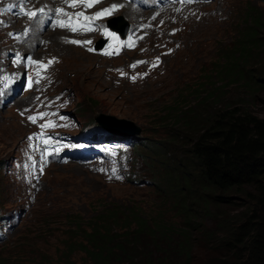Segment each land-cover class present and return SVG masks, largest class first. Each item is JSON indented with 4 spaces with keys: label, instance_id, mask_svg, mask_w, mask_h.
Listing matches in <instances>:
<instances>
[{
    "label": "rangeland",
    "instance_id": "1",
    "mask_svg": "<svg viewBox=\"0 0 264 264\" xmlns=\"http://www.w3.org/2000/svg\"><path fill=\"white\" fill-rule=\"evenodd\" d=\"M0 1L2 9L7 0ZM113 2L120 3L119 0L109 3ZM44 3L59 5V1L51 0H39L36 5ZM130 6L125 5L115 13L114 19L130 24L138 42L145 38L134 51L124 52L115 59L90 54L84 46L66 42L71 37L56 27L46 28L42 33L36 32L39 26L34 31L23 32L22 35L33 33L25 41L29 48L18 44L19 50L32 55L39 63L47 64L50 58L56 62L49 72L38 73L39 90L12 99L7 104L9 108H4L5 104L0 100L3 106L0 108V127L10 125L9 129L5 126L0 131V264H64L63 258L69 254L75 264L85 263L84 253L70 245L71 241H81V238H67L73 228L71 218L79 217L85 226L105 210V205L122 210L140 209L151 221L159 219L187 236L188 255L179 258L172 254L163 261L165 263L173 260L179 264H222V261L233 259L232 253L218 246L222 237L216 229L219 213L192 211L196 218L187 226V219L173 209L169 197L157 190L156 177L161 178L164 166H168L154 152L164 150L170 166L184 159V151L193 135L186 134L184 139L174 137L184 130L175 120L169 119L173 118L174 111L186 110L184 107L199 105L201 108L203 100V105L210 108H241L264 119L263 43L249 49L248 57L241 64L240 78L230 81L217 73L224 64L220 58L238 56L240 35L248 27L245 8L256 9L264 23V2L213 0L190 9L188 17H179L177 24H174L175 18H170L164 34L161 31L164 19L152 20L157 12L132 9L134 12L128 13ZM101 7L105 9L104 4ZM61 17L58 15L57 19ZM6 26L1 25L0 30V64L8 61V66H0V71L9 77L13 69L9 51L13 50L11 43L16 45L13 42L16 37L8 38V33L18 32L23 25L17 20L13 28ZM256 32L260 42H264V29ZM89 35L73 40H91L94 44L100 38L98 34ZM154 57L162 59L158 68L147 64ZM141 60L146 62L138 66L136 62ZM133 64L136 67H131ZM130 75L136 79H131ZM50 79V96L68 95L71 102L68 112L83 126L97 127L101 123L111 129L107 132L112 137L132 136L136 140L138 146L134 149L130 177L138 179V184L126 183L124 176L117 179L111 175L108 181L76 164L51 165L37 184L34 183L33 189L26 180L19 184L16 175L9 173L11 163L25 153L26 135L34 131L24 118L26 109L30 108L34 97L41 94V89L51 84ZM214 88H220V91L210 96ZM154 89L161 90L154 94ZM122 121L133 123L140 133L126 134L125 130L135 132V129L123 125ZM123 147L120 160L127 151L126 146ZM243 209V205L237 203L224 206L222 211L224 216L231 217ZM175 238L177 236H173ZM181 240L178 238L177 242ZM151 258L155 260L153 256Z\"/></svg>",
    "mask_w": 264,
    "mask_h": 264
},
{
    "label": "trees",
    "instance_id": "2",
    "mask_svg": "<svg viewBox=\"0 0 264 264\" xmlns=\"http://www.w3.org/2000/svg\"><path fill=\"white\" fill-rule=\"evenodd\" d=\"M245 11L248 27L240 35L238 56L220 58L224 64L217 71L230 81L241 77V64L249 49L264 44L256 36L257 30L264 29L260 15L249 6ZM220 88H214L210 96ZM204 101L201 108L184 107L186 110L174 111L169 119L184 130L172 133L174 137L184 139L192 134L193 138L184 159L171 166L164 150L154 152L168 166H164L161 178L156 177L157 190L169 197L173 209L187 219V226L196 218L192 211L219 213L216 229L222 237L218 246L233 258L222 264H264V119L241 108H210L203 105ZM137 146H133V155ZM130 175L126 183L138 184V179ZM237 203L244 209L224 216L223 207ZM105 206L103 212L86 222V227L79 217L71 218L73 228L67 238H81L70 245L84 253L83 264H179L163 261L172 254L179 258L188 255V237L172 226L159 219L151 221L137 208ZM178 238L182 240L177 242ZM63 259L64 264H75L71 254Z\"/></svg>",
    "mask_w": 264,
    "mask_h": 264
},
{
    "label": "snow or ice",
    "instance_id": "3",
    "mask_svg": "<svg viewBox=\"0 0 264 264\" xmlns=\"http://www.w3.org/2000/svg\"><path fill=\"white\" fill-rule=\"evenodd\" d=\"M63 2L68 7H76L77 6V3H83V5L85 7L90 8L95 3H98L99 0H63ZM187 2H192V0H187ZM119 7H120V5L113 4L109 8L102 9L101 11L96 12L94 15H92L90 17L89 16H85L84 13H82V12L75 13L74 14L75 20L73 19V14H68V13L64 12V9L63 8H59L58 7V8L55 9V13L57 15H66L68 17V19L66 21H58L57 22V26H59V27H69L72 32H77V31H79L81 29H84V30H87V31H91L92 28H91L90 25H91V22L92 21H94V20H96L98 18H101V17H103V16L111 13L113 10L118 9ZM44 10L45 9L42 7L40 9H38V10L25 11L24 14L27 15L29 17V19H32V18H35L38 15V13H42ZM22 11H23V9H22ZM80 19H83V20L87 21L88 24L87 25L80 24L79 23V20ZM25 32H27V29H25ZM106 34L107 35H112V33H108V32H106ZM9 35H11V33ZM140 38L142 39L143 37H140ZM113 39H115L114 36H113ZM66 42L72 43V44H78V45H83L85 43H91V41H79V40H68ZM89 51H92V49H89ZM28 59L31 60L30 57ZM54 62H56V61L53 58V60H50L48 63L50 65L51 63H54ZM33 63H39V62H35L34 61ZM136 63L137 64L144 63V61H137ZM158 63H159V58H157L156 62L152 66L155 67L156 64H158ZM41 66L42 67H46L44 65H41ZM131 67H136V64L131 65ZM121 74L123 75V72H121ZM131 78L133 80L136 79V77H131ZM28 86L31 87V84L29 83ZM21 114L23 115V113H21ZM44 115L45 114H43V113H40V114H37V115H30V116H28V119L30 121H32L33 123H35L38 118H43ZM49 126H53V125H51L50 123H46L44 125H41V127H49ZM29 139H32V137H29ZM49 142L50 141L48 139H45L43 141L44 144H48ZM42 171H43V168H41V172ZM112 175L115 176V171L114 170H113ZM110 178H112V177H110ZM115 178L119 179L120 177L119 176H116Z\"/></svg>",
    "mask_w": 264,
    "mask_h": 264
},
{
    "label": "water",
    "instance_id": "4",
    "mask_svg": "<svg viewBox=\"0 0 264 264\" xmlns=\"http://www.w3.org/2000/svg\"><path fill=\"white\" fill-rule=\"evenodd\" d=\"M117 20H113L112 22H109L108 23V27L109 28H111L112 30H114V31H116V32H121V30H122V26L118 23V22H116ZM101 118H102V116H101ZM123 125H126V126H129V127H131V128H134L135 129V132H133L132 130H125L124 132H126V134H129V135H134V134H139L140 133V129H138V128H136L134 125H133V123H131V122H129V121H122L121 122ZM104 127L106 126V125H103ZM106 128L107 129H109V130H111L109 127H107L106 126ZM125 134V135H126Z\"/></svg>",
    "mask_w": 264,
    "mask_h": 264
},
{
    "label": "bare ground",
    "instance_id": "5",
    "mask_svg": "<svg viewBox=\"0 0 264 264\" xmlns=\"http://www.w3.org/2000/svg\"><path fill=\"white\" fill-rule=\"evenodd\" d=\"M19 1V0H18ZM17 1V2H18ZM0 3H1V1H0ZM133 8L130 6V10H127V12L128 13H132V12H134L133 10H132ZM0 11H1V8H0ZM24 20V19H23ZM0 21H1V14H0ZM30 24V23H29ZM40 27V26H39ZM36 28H38V27H36ZM2 29V27H1V25H0V30ZM54 33V32H53ZM53 35H58V33H54ZM89 36H92V37H94V35L93 34H91V35H89ZM5 37V36H4ZM53 37V36H52ZM1 43V42H0ZM46 63L48 64V62L46 61ZM168 78H171V76H169ZM157 83H159V82H157ZM159 87H161V86H159ZM147 90V89H146ZM161 89H154L153 91H152V93H154V94H157L159 91H160ZM144 91V90H143ZM148 91V90H147ZM138 93V92H137ZM148 95V94H147ZM135 100V99H134ZM133 100V101H134ZM6 125H3V126H1L0 127V131L2 130V129H4V127H5ZM9 129L10 128V125L9 126H6V129ZM4 131V130H3ZM14 132V131H13ZM17 134V133H16ZM19 136V135H18Z\"/></svg>",
    "mask_w": 264,
    "mask_h": 264
}]
</instances>
